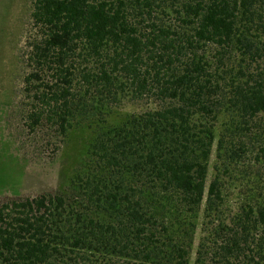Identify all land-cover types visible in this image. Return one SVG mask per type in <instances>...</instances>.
Instances as JSON below:
<instances>
[{"label": "trees", "instance_id": "16d2710c", "mask_svg": "<svg viewBox=\"0 0 264 264\" xmlns=\"http://www.w3.org/2000/svg\"><path fill=\"white\" fill-rule=\"evenodd\" d=\"M30 20L23 125L58 148L96 128L64 191L0 202V264H264V175L241 169L264 170V0H32Z\"/></svg>", "mask_w": 264, "mask_h": 264}, {"label": "rangeland", "instance_id": "374dc122", "mask_svg": "<svg viewBox=\"0 0 264 264\" xmlns=\"http://www.w3.org/2000/svg\"><path fill=\"white\" fill-rule=\"evenodd\" d=\"M31 5L32 0H0V202L16 196L64 191L82 166L96 128L86 123L75 127L58 148V143H52L45 132L30 131L23 125L19 107L22 78L28 72L24 55L32 30ZM143 106L125 104L108 118L107 124L116 125ZM213 164L214 154L208 161L207 185ZM248 167L241 169L250 172L251 179L264 175L263 168ZM241 184V180L232 184L231 198L239 195ZM193 257L194 250L191 262Z\"/></svg>", "mask_w": 264, "mask_h": 264}]
</instances>
